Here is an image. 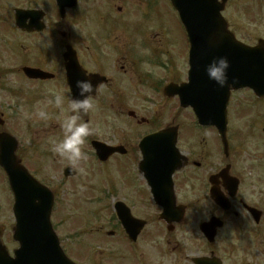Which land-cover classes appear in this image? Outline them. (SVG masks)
<instances>
[{
	"label": "flooded vegetation",
	"instance_id": "af4514ba",
	"mask_svg": "<svg viewBox=\"0 0 264 264\" xmlns=\"http://www.w3.org/2000/svg\"><path fill=\"white\" fill-rule=\"evenodd\" d=\"M215 3L222 5L230 32L195 35L226 37L231 65L229 83L221 87L228 89L226 118L218 113L216 125L204 126L189 107L177 111L178 97L165 91L168 84L194 83L206 101V88L217 86L204 71L206 58L191 61L190 33L184 32L183 50H175L169 31L175 12L169 0H0V33L7 30L0 42V101L6 105L0 107V134L17 139L19 163L42 184L52 183L55 199L66 182L71 191L86 184L57 175V182L47 183L30 167L31 121L39 122V134L37 109L45 108L50 119L69 115L67 53L81 67L74 78L91 79L96 87L95 109L85 120L91 126L100 120L104 127L91 128L82 150L115 176L89 185L99 189L86 196L102 202L97 208L102 216L95 209L89 224L58 227L71 258L95 255L92 264H264V91L234 89L233 82L234 40L258 47L264 59V0ZM17 20L27 27L42 21L44 29H20ZM216 45L205 42L200 50L206 54ZM253 60L244 58L242 71H254ZM53 94L64 95V111L49 104ZM222 95L220 91L216 98ZM175 125L170 132H176L183 158L176 160L164 150L160 163L143 161L144 138ZM56 132L63 138L61 129ZM93 140L119 152L95 161ZM150 141L145 148L156 141L164 147L169 139ZM41 159L46 166L72 165L53 150L43 151ZM169 160L177 166L172 172ZM0 181L5 193L7 186L0 214L8 215L12 195L1 167ZM116 204L124 218L118 217ZM5 233L0 230L2 242Z\"/></svg>",
	"mask_w": 264,
	"mask_h": 264
},
{
	"label": "rangeland",
	"instance_id": "374dc122",
	"mask_svg": "<svg viewBox=\"0 0 264 264\" xmlns=\"http://www.w3.org/2000/svg\"><path fill=\"white\" fill-rule=\"evenodd\" d=\"M171 20L172 22L169 24V31L175 39L177 51H182L184 47V43H185L183 29L175 15L171 18ZM0 42H3V37L1 33H0ZM1 104H2V101H0V106ZM63 120L64 119H60V120L48 119L47 121H41L42 130L40 131L39 134L35 133V130L38 127V122L32 123L30 167L32 169L39 170L42 174V178L46 182H54V183L57 182L55 179V176L57 175L61 177L62 172H60L61 166L58 168L59 163L54 164L53 167H48L43 163L41 159V153L45 150H53L54 146H50V145L56 142V138L52 136L53 135L52 133L45 134L44 132L52 131L55 128H60L59 124ZM75 165L79 167L78 170L76 171L77 176H75V178H79V180L77 181L83 180L84 178L86 180L85 170L87 172V182L98 180L101 183L103 179H106V178L112 179L115 176L112 169L104 168L101 166H95L94 163H85L84 167H83V162H79L78 164H75ZM3 187H4L3 182L0 181V192H2V200L6 198V193L5 191H3ZM90 187L91 186H89V188L86 190L84 188H81L80 191L81 190L87 191L86 192V195H87L88 193H94L99 190L96 187L95 189H91ZM69 188H70L69 182H66V184L58 190L60 202H58L56 209L52 212V216H51L53 224L56 225L57 227L58 225H60L59 226L60 229H70V228H65V226L68 224H72L73 222L79 223L81 221V220H78L80 219L79 215L74 212L77 211L79 213L81 209V210H85L86 213H89L90 207H92V204H88L86 202V201H90L91 199H89L86 196H82L85 201L84 203H82L80 201L81 199L79 198L76 201L75 197L80 196L82 192H80L79 194L78 191L77 192L71 191ZM0 198H1V195H0ZM10 201L11 199H9V202ZM93 206H94V209H96L99 205L93 204ZM3 208H5L4 205H3ZM67 209L69 210L68 212L65 211ZM96 214H99L100 216H102L103 212H99V210L97 209ZM63 216H64L63 219H65L64 222L61 220ZM95 218L96 217L94 215L91 218V221H93ZM13 224H14V221H13L12 216L7 215V214H0V225H3L4 228L6 229V233L3 236L4 242L8 244V249L10 252H12L13 248L17 247L16 244L11 241V228ZM93 252L97 253V250H94ZM94 256L95 255H92L87 258L86 257L80 258V259L78 258V260L81 264H90L89 262L94 261L95 259Z\"/></svg>",
	"mask_w": 264,
	"mask_h": 264
},
{
	"label": "water",
	"instance_id": "95a60500",
	"mask_svg": "<svg viewBox=\"0 0 264 264\" xmlns=\"http://www.w3.org/2000/svg\"><path fill=\"white\" fill-rule=\"evenodd\" d=\"M184 18V13H182ZM8 148L7 145H5ZM7 165V164H6ZM7 167L12 169L8 164ZM13 183L15 187L16 203L15 217L17 225L15 227V240L19 241L20 248L16 251V258L10 264H73L63 255L58 240L51 229L49 222L51 199L47 194L46 206L41 203L32 208L29 201L35 204L34 198L28 195L35 193L42 196V189L31 179L30 184L19 185V178L14 174ZM39 202V201H38ZM44 207H46L44 209ZM1 261V260H0ZM7 261V260H2ZM1 264V263H0Z\"/></svg>",
	"mask_w": 264,
	"mask_h": 264
},
{
	"label": "clouds",
	"instance_id": "9594fccd",
	"mask_svg": "<svg viewBox=\"0 0 264 264\" xmlns=\"http://www.w3.org/2000/svg\"><path fill=\"white\" fill-rule=\"evenodd\" d=\"M229 67L230 63L226 56H217L205 66L204 71L209 80L219 87H225L229 83ZM75 86L76 96H71L69 92L70 100L67 109L69 115L60 123L63 138L53 148L59 157L67 159L72 165L86 159V153L82 149L87 138L92 134V129L85 117L95 109L93 96L96 91L95 85L88 78L76 81ZM64 102L63 94H53V99L49 100V104L61 111H64ZM34 116L42 121L50 119L45 108L37 109Z\"/></svg>",
	"mask_w": 264,
	"mask_h": 264
}]
</instances>
